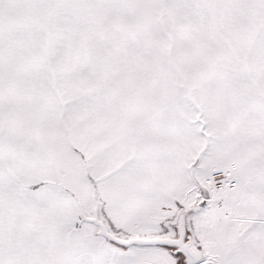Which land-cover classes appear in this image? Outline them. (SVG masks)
<instances>
[{
    "label": "snow or ice",
    "instance_id": "obj_1",
    "mask_svg": "<svg viewBox=\"0 0 264 264\" xmlns=\"http://www.w3.org/2000/svg\"><path fill=\"white\" fill-rule=\"evenodd\" d=\"M0 264H264V0H0Z\"/></svg>",
    "mask_w": 264,
    "mask_h": 264
}]
</instances>
